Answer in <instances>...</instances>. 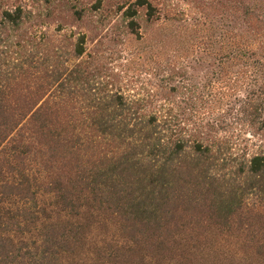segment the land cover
<instances>
[{
	"label": "trees",
	"instance_id": "obj_1",
	"mask_svg": "<svg viewBox=\"0 0 264 264\" xmlns=\"http://www.w3.org/2000/svg\"><path fill=\"white\" fill-rule=\"evenodd\" d=\"M198 1L192 13L178 0H0V196L22 202L6 229L35 222L38 173L68 213L98 207L131 240L164 242L184 219L258 231L264 145L239 141L264 132V0ZM57 8L94 29L117 18L111 41L142 38L146 24V105L115 87L114 61L83 58L86 32L50 46L28 29ZM84 230L49 223L17 244L1 235L0 264H57Z\"/></svg>",
	"mask_w": 264,
	"mask_h": 264
},
{
	"label": "rangeland",
	"instance_id": "obj_2",
	"mask_svg": "<svg viewBox=\"0 0 264 264\" xmlns=\"http://www.w3.org/2000/svg\"><path fill=\"white\" fill-rule=\"evenodd\" d=\"M178 2L183 9L198 13V0ZM53 15L34 20L28 29H36L40 41L50 46L69 45L65 36L72 31L86 32L89 41L83 58L97 52L102 61H114L115 70L108 74L111 72L114 76L115 87L131 97L143 99L140 104L146 105V90L154 87V80L146 76V24L142 26L145 31L142 38L130 36L111 41L110 30L117 24V18L94 29L88 19L82 23L68 19L61 8L54 10ZM239 144L250 150L263 146L264 132L255 135L244 132ZM39 176L38 173L29 176L37 218L35 222L22 224L26 227L23 232L6 229V215L16 213L22 202L16 197L3 199L0 196V236L17 244L40 239V233L49 223L82 224L85 230L80 240L72 250L58 254L57 264H264V217L262 223L256 220L254 226L258 231L253 233L247 228L221 231L214 226L199 227L193 220L184 219L173 236L164 242L131 240L123 234L117 219L98 207L84 203L76 214L68 213L56 194L49 190V176ZM5 177L6 174L0 172V181ZM254 200H248L250 208L254 207Z\"/></svg>",
	"mask_w": 264,
	"mask_h": 264
}]
</instances>
